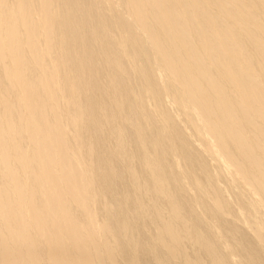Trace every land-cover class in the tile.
Instances as JSON below:
<instances>
[{"label":"bare ground","instance_id":"obj_1","mask_svg":"<svg viewBox=\"0 0 264 264\" xmlns=\"http://www.w3.org/2000/svg\"><path fill=\"white\" fill-rule=\"evenodd\" d=\"M0 264H264V0H0Z\"/></svg>","mask_w":264,"mask_h":264}]
</instances>
